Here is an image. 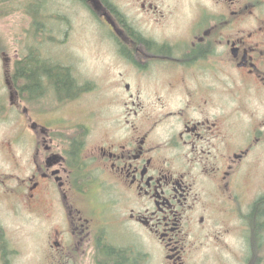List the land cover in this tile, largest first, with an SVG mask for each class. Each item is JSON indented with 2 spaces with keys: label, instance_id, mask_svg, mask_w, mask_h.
I'll list each match as a JSON object with an SVG mask.
<instances>
[{
  "label": "flooded vegetation",
  "instance_id": "af4514ba",
  "mask_svg": "<svg viewBox=\"0 0 264 264\" xmlns=\"http://www.w3.org/2000/svg\"><path fill=\"white\" fill-rule=\"evenodd\" d=\"M72 1L100 28L99 79L36 48L67 83L7 81L30 135L17 198L51 224L49 262L262 264L264 174L252 193L246 174L264 155V0Z\"/></svg>",
  "mask_w": 264,
  "mask_h": 264
},
{
  "label": "rangeland",
  "instance_id": "374dc122",
  "mask_svg": "<svg viewBox=\"0 0 264 264\" xmlns=\"http://www.w3.org/2000/svg\"><path fill=\"white\" fill-rule=\"evenodd\" d=\"M99 30L88 7L72 0H0V235L5 242L0 245V264H52L46 251L51 224L31 215L17 198L18 188L29 175L30 135L24 105L11 103L13 93L7 81L15 79L17 62L35 54L36 48L38 57L62 58L78 79H99L108 61L100 56L101 45L95 39ZM65 111L70 117L80 115L77 106ZM36 118L44 124L49 121L45 115ZM258 160L246 174L251 176L249 193L260 183L257 175L264 174V155ZM226 239L238 247L234 237ZM208 253L224 255L229 264H235L226 251ZM261 255L264 264V241Z\"/></svg>",
  "mask_w": 264,
  "mask_h": 264
},
{
  "label": "trees",
  "instance_id": "16d2710c",
  "mask_svg": "<svg viewBox=\"0 0 264 264\" xmlns=\"http://www.w3.org/2000/svg\"><path fill=\"white\" fill-rule=\"evenodd\" d=\"M38 62V61H37ZM35 61L33 58V54L28 55L27 57H25L22 60H19V62H17L16 68H15V75L14 78L15 80H17V84H20L18 82V80H22V84L20 86L25 87L26 86H30V85H38L39 81L41 80L42 76L41 73L43 72V70L45 71L46 68L39 66V62H38V66L39 68L36 69L35 68ZM49 71V76L53 77L55 79H62L63 81H65L67 83V80L69 79V75H58V74H51V70H47ZM59 84H63V83H59ZM64 85V84H63ZM22 87V88H23ZM3 241V243H2ZM4 237L3 234L0 235V245H4Z\"/></svg>",
  "mask_w": 264,
  "mask_h": 264
}]
</instances>
